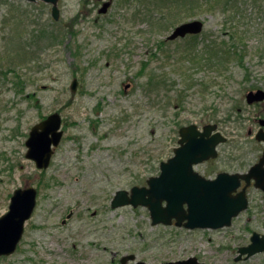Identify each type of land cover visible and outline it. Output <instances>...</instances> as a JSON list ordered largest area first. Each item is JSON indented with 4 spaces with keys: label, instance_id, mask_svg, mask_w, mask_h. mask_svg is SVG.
<instances>
[{
    "label": "rangeland",
    "instance_id": "obj_1",
    "mask_svg": "<svg viewBox=\"0 0 264 264\" xmlns=\"http://www.w3.org/2000/svg\"><path fill=\"white\" fill-rule=\"evenodd\" d=\"M111 1L99 15L96 0H59L56 22L41 0H0V216L16 188L38 191L17 250L0 264H120L127 255L135 256L129 264L193 256L264 264L263 253L235 261L252 232L264 234V198L255 189L248 208L218 230L152 225L145 207L111 208L117 191L159 174L182 126L217 124L228 139L220 153L239 162L254 116L245 94L264 89V0L210 12L189 5L171 20L159 1ZM193 19L204 21L198 37L166 41ZM231 36L241 40L243 60L209 67V41ZM54 112L63 138L41 171L25 159V140Z\"/></svg>",
    "mask_w": 264,
    "mask_h": 264
},
{
    "label": "water",
    "instance_id": "obj_2",
    "mask_svg": "<svg viewBox=\"0 0 264 264\" xmlns=\"http://www.w3.org/2000/svg\"><path fill=\"white\" fill-rule=\"evenodd\" d=\"M43 1L52 4V16L58 20V0ZM109 5L110 3H105L99 13H105ZM203 26L201 20L183 23L174 29L168 40L200 34ZM76 85L74 80L71 86L73 91ZM247 98L249 102L264 100V91L251 92ZM60 126L61 118L55 113L31 128L25 141V158L33 161L37 169L48 168L54 153L52 147L58 146L63 135L59 130ZM215 128L216 126H205L203 133L198 132L195 125L181 128V139L178 142L180 146L174 150L171 159L161 163L159 176L150 177L146 182L147 186H135L130 193L118 191L111 201L112 208L126 205L147 207L153 225H170L174 219L177 227L188 229H218L230 226L231 219L247 207L245 190L233 195L242 177L220 174L217 179L207 181L193 171L194 164L215 158L216 145L225 141L219 133L209 137ZM259 138L264 139V135ZM256 185L264 190V185ZM36 196L37 191L31 186L18 188L11 195L8 211L0 217V257L10 256L15 252L23 236L25 222L30 219L35 208ZM251 242L249 246L239 248L240 255L237 259L243 254L249 257L264 251V236L254 233ZM134 258L133 255L124 256L120 262L127 264ZM163 264L199 263L196 258H189Z\"/></svg>",
    "mask_w": 264,
    "mask_h": 264
},
{
    "label": "flooded vegetation",
    "instance_id": "obj_3",
    "mask_svg": "<svg viewBox=\"0 0 264 264\" xmlns=\"http://www.w3.org/2000/svg\"><path fill=\"white\" fill-rule=\"evenodd\" d=\"M259 90L264 91V89L258 88L256 86H252V88H250L245 94V102H246L245 107L248 109L247 114L249 113V110H251L254 113V116L252 117L253 120L252 125H248L245 127V134L243 137L244 141H243V145L241 146L242 155L240 156L239 162L237 163L236 162L237 160L228 158L225 155L221 154L219 147L222 144H220L219 146H217L218 155L216 158L209 159L195 166V171L198 174L210 180L215 179L217 175L220 173H228L234 175L239 174L242 177L240 178L241 188L245 190V195L247 199L249 198L250 191L253 189L259 191L260 198H264V190L261 188H257L256 185L257 182H259L260 185H264V139L259 138L260 135H264V116H263L264 100L249 102L247 98L249 93L257 92ZM46 117H44L43 119H45ZM196 125L199 127L198 124ZM217 130L220 131L218 129V125H217ZM225 138L227 142L228 139L226 136ZM226 142H224L223 144H225ZM171 156L169 158H171ZM168 159L162 162L166 163ZM216 163L222 164L228 168L218 170V168L214 165ZM248 205H249V200H248ZM64 222L65 221H62V223ZM258 234L260 236H264L263 233H258ZM249 243H250V238H249V242L243 246H247ZM257 254H262V253H257ZM254 255L256 254H253L252 256Z\"/></svg>",
    "mask_w": 264,
    "mask_h": 264
},
{
    "label": "trees",
    "instance_id": "obj_4",
    "mask_svg": "<svg viewBox=\"0 0 264 264\" xmlns=\"http://www.w3.org/2000/svg\"><path fill=\"white\" fill-rule=\"evenodd\" d=\"M159 1L162 8H164V12L167 14L165 16V19H173L174 17L180 16V13H182V8L187 6H196L204 11H212V9L216 6H220L223 10H225L228 7H231L235 4V8H239L238 4L240 0H155ZM222 4V5H221ZM160 6V5H159ZM177 7L175 14L171 7ZM239 10V9H238ZM186 12V10H184ZM235 31V30H234ZM236 33V31H235ZM197 36H194L193 38H196ZM241 41V40H240ZM236 39L235 36H231V42L227 40H210L209 44L206 48L205 53L208 55V59L211 61L209 63V67L222 69L226 67V65L231 60H238L242 61L243 57L242 54L239 53L238 44L240 43ZM8 163L7 169L12 171L11 168L13 164L11 163V160H6Z\"/></svg>",
    "mask_w": 264,
    "mask_h": 264
}]
</instances>
